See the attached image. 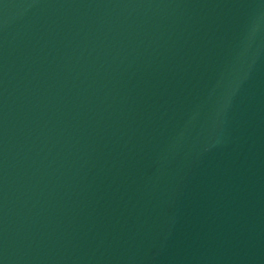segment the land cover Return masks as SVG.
<instances>
[{"label":"water","instance_id":"95a60500","mask_svg":"<svg viewBox=\"0 0 264 264\" xmlns=\"http://www.w3.org/2000/svg\"><path fill=\"white\" fill-rule=\"evenodd\" d=\"M0 264H264V0H0Z\"/></svg>","mask_w":264,"mask_h":264}]
</instances>
